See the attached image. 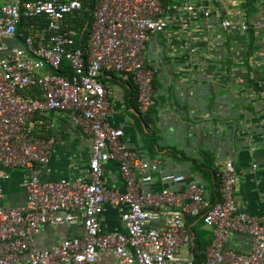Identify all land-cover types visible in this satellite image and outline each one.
Wrapping results in <instances>:
<instances>
[{
	"label": "built area",
	"instance_id": "2783aa9c",
	"mask_svg": "<svg viewBox=\"0 0 264 264\" xmlns=\"http://www.w3.org/2000/svg\"><path fill=\"white\" fill-rule=\"evenodd\" d=\"M81 9V0L0 4L1 36H17L22 19L36 23L28 28L30 36L21 35L22 46L0 58V264H13L24 255L27 264H96L101 254L112 256L115 264H194L193 253L184 261L178 256L192 242L186 218L201 219L212 231L200 264H264V222L238 209L232 161L224 163L215 204L209 203L202 185L187 182L184 175H161L162 183L176 189H144L157 164L144 161L125 141L124 131L107 123L110 93L100 81L103 75H129L141 113L155 105L158 69L145 64L144 51L146 42L168 27L163 0H93L85 50L75 48L77 31L68 23ZM192 10L187 6V12ZM209 16L205 11L204 17ZM180 26L187 32L190 20L183 19ZM205 29L244 33L264 29V22L224 19L217 26L207 22ZM64 61L70 75L60 73ZM50 112L71 113L72 124L89 136L88 180L43 182L34 172L26 184L25 205L5 208L4 169L49 165L55 140L46 133L36 135L33 121ZM109 162L117 163L125 191L105 183L103 166ZM106 207L121 210L125 233L102 231L100 217ZM162 217V228L149 227ZM78 224L81 237L36 250L34 238L42 227ZM233 234L250 236L249 254L225 248Z\"/></svg>",
	"mask_w": 264,
	"mask_h": 264
},
{
	"label": "crops",
	"instance_id": "0c3cea01",
	"mask_svg": "<svg viewBox=\"0 0 264 264\" xmlns=\"http://www.w3.org/2000/svg\"><path fill=\"white\" fill-rule=\"evenodd\" d=\"M6 1L10 0L2 4ZM187 6H193L192 12H187ZM163 7L168 27L147 41L144 51L145 64L158 69L153 81L155 105L141 113L130 76L103 75L100 81L110 93L107 123L124 131L125 141L144 161L157 164L158 170L150 173L152 182L144 189H176L162 183L161 175H184L187 182L202 185L209 203L215 204L220 200L224 163L232 161L238 209L264 222V29L244 33L205 29L207 22L217 26L224 19L264 22V0H163ZM205 11L210 12L208 18ZM185 18L190 28L183 33L180 23ZM21 35H0V58L22 46ZM70 117L71 113L50 112L34 119V133H46L55 140L49 165L4 169L8 175L3 182L5 208L25 205L26 184L34 172L43 182L88 180L91 140ZM103 179L108 187L125 191L117 163L103 166ZM163 222L164 217L149 227L160 229ZM100 223L104 233H125L120 209L106 207ZM185 224L192 239L187 253L194 252L197 241L196 252L204 255L211 244V229L201 219L186 218ZM82 234L80 224L45 226L34 245L42 251ZM225 248L249 254L252 240L233 234ZM182 252L178 256L184 261ZM13 264H27V256ZM96 264H115V260L101 254Z\"/></svg>",
	"mask_w": 264,
	"mask_h": 264
},
{
	"label": "trees",
	"instance_id": "16d2710c",
	"mask_svg": "<svg viewBox=\"0 0 264 264\" xmlns=\"http://www.w3.org/2000/svg\"><path fill=\"white\" fill-rule=\"evenodd\" d=\"M26 1V0H25ZM82 1V9L75 14L74 18L68 21L70 27L77 31V38L75 42V48H81L85 50L86 40L91 32V26L93 21V16L91 14V9L93 8V0H81ZM31 25H36L33 20L22 19L20 25L18 26V36L23 34L25 36H30L31 34L28 32V28ZM60 73L64 75H70V68L66 61L63 62ZM213 204V203H210ZM195 247L193 249L194 254V264H200L205 259V254L198 255L197 250V241L194 242Z\"/></svg>",
	"mask_w": 264,
	"mask_h": 264
},
{
	"label": "rangeland",
	"instance_id": "374dc122",
	"mask_svg": "<svg viewBox=\"0 0 264 264\" xmlns=\"http://www.w3.org/2000/svg\"><path fill=\"white\" fill-rule=\"evenodd\" d=\"M2 2H3V0H0V4H2ZM188 248V247H187ZM187 248H181L182 250H183V252H182V254H183V256L180 254V256L182 257V258H184V260H186L187 258H188V253H187V251L186 250H188ZM182 250H180V251H182ZM186 252V253H185Z\"/></svg>",
	"mask_w": 264,
	"mask_h": 264
}]
</instances>
